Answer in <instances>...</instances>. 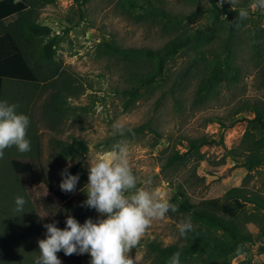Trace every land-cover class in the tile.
<instances>
[{
	"label": "rangeland",
	"instance_id": "rangeland-1",
	"mask_svg": "<svg viewBox=\"0 0 264 264\" xmlns=\"http://www.w3.org/2000/svg\"><path fill=\"white\" fill-rule=\"evenodd\" d=\"M129 1L86 0L78 5L75 0H54L46 5L30 4L37 20L61 35L56 56L60 73L49 81L28 76L17 57L0 60V75L7 76L1 101L16 104L17 111L28 115L31 121L27 133L31 151L20 153L12 147L0 159V169L7 168V175H11L7 179L0 177V264L23 263L20 258L7 259V245L16 242L7 239V228L11 230L7 226L10 221L7 191L9 180L16 178L10 165L12 156L32 155L39 160L44 182L31 189L25 185V194L31 191L32 198L24 197L36 207L37 224L30 230L40 239L49 219L40 205L42 196L52 195L59 206L72 199L69 210L64 206L63 213L65 219L68 215L76 218L85 208L81 205L87 199L83 189L88 183L89 161L104 155L120 141L129 146L130 166L138 177V187H145L144 181L151 178L152 184L146 186L148 190L168 201L178 192L180 184L185 196L193 202L222 198L229 189L238 186L264 193V137L259 124L252 120L254 114L246 113L247 119L232 126L212 120L222 117L229 125L233 111L246 99L264 98L260 72L264 63V11L249 9L248 18L239 21L236 28L232 21L248 0H237L236 11L227 2L213 11L214 6L208 0H152L154 5L173 13L198 12L195 18H186L174 26L141 9L137 1L142 0ZM186 37L193 40L170 58L163 74L148 86L140 83L136 73L152 74L157 68L156 58L125 57L110 48L112 43L122 47L159 48ZM214 52L223 60L220 74L228 75L230 80L218 84L216 94H207L204 100L196 99L198 84ZM226 59L233 67L231 77L224 64ZM62 80L66 81L65 86ZM172 88L178 99L171 93ZM116 122L131 131L124 136L114 134ZM143 124H149L150 128L138 130ZM204 134L217 142L167 164L177 151H186L189 137ZM79 140L85 149L64 156V146ZM87 145L93 151L89 152ZM249 161L257 162L249 167ZM69 163L71 167L80 163L74 193H65L59 187L63 179L60 173ZM257 212L249 206L240 216L241 221H248L247 228L255 234L257 217L264 220V211L259 215ZM89 213L93 221L106 218L94 209H89ZM188 217L177 211L154 220L130 256L136 258L137 264H155L149 244L183 242L177 224ZM87 219L77 218L81 224ZM21 227L26 230L25 224L21 223L18 228ZM22 240L16 244H24ZM57 255L62 264L77 260L90 264L91 260L89 254H83L80 259ZM246 257L251 258V264L264 263V237H255L244 244L231 264H240Z\"/></svg>",
	"mask_w": 264,
	"mask_h": 264
},
{
	"label": "trees",
	"instance_id": "trees-1",
	"mask_svg": "<svg viewBox=\"0 0 264 264\" xmlns=\"http://www.w3.org/2000/svg\"><path fill=\"white\" fill-rule=\"evenodd\" d=\"M85 1L75 0L78 5ZM53 2L54 0H0V60L10 56L17 57L22 67L26 69L28 76L31 75L41 81H49L60 73V64H58L56 56L61 35L50 25L40 23L36 16L33 15L32 8L29 5L37 3L46 5ZM128 2L130 1L128 0ZM208 2L211 6H214L213 11L218 9V0H208ZM251 3L252 0H248L242 6H249ZM137 5H140L141 9L153 16L164 18L167 23L174 26L181 24L186 18L191 20L198 14V12L190 15L173 13L163 7L154 5L152 0L137 1ZM226 10L222 11L227 13ZM7 20L9 21L8 24ZM192 40L190 37L178 41L172 40L159 48L122 47L112 43L110 48L115 53L125 57L156 58L157 68L152 74L136 73L140 83L148 86L163 74L170 58L180 48L186 47ZM201 53L203 57L207 56L206 52L202 51ZM212 55L213 58L207 65V72L198 84L196 99H203L207 94H216L218 92L217 85L224 79H228V75L222 76L220 74L219 65L223 60L218 53L214 52ZM224 64L227 67V74H231L230 77L233 76V67L229 60L226 59ZM260 72L264 86V63ZM4 81L5 78L0 76V101L2 100ZM62 83L64 86L66 85L65 80H62ZM170 90L175 96V90L173 88ZM57 95L56 97H58ZM175 99L178 98L175 96ZM246 113L254 114L252 120L259 124L264 137L263 97L246 99L240 106H237L232 113L234 118H232L229 125L224 123L222 117H213L212 120H217L224 126H232L240 120L247 119ZM146 128H150V125L143 124L137 129L144 130ZM215 142H217L216 139L209 134L189 137L187 143H185L186 151L182 153L177 151L175 155L169 157L167 164H174L175 160L182 159L189 152L197 151L200 147ZM84 149L85 146L82 141H74L64 146L63 155L74 154ZM256 162L249 161L247 165L250 167L251 164ZM10 165L16 178L12 177L9 180L10 186L7 191V211L10 212V221L7 226H11V230L7 228V239L11 238L16 242L15 244L7 245V259L13 258L17 260L20 258L21 263L23 262L22 264H35V260L39 256L38 241L40 236L38 234L36 236L35 231L33 229L30 230V227L37 224V220L35 221L37 210L24 196L32 198L31 191L25 194V185L31 189L33 186H40L44 182L41 166L38 158L32 155L12 156ZM0 170V177H4V179L10 178L11 175H7V168L3 170L1 168ZM68 171L70 174L75 175L80 171V163L74 164L71 168H68ZM84 178L82 176V179ZM17 196H21L26 200L22 213H17L13 207ZM71 202L72 199H69L63 206H59L52 195L42 196L40 205L49 218L46 224L55 223L57 227L65 228L66 219L63 207L65 206L69 210ZM170 202L178 206V211L192 218L194 231L183 237V242H173L166 245L156 241L151 242L149 246L154 253L155 264H169L170 257L178 251L181 253L180 264H231L232 258L241 253L244 244L254 240L255 237H264V220L260 216L256 219V222L258 221V232L256 234L247 228L246 223L248 221L240 220V216L247 211L249 206L258 210V215L261 213L260 211H264V193L262 191L238 186L229 189L222 198L217 197L193 202L185 196L184 187L180 184L178 192L170 199ZM85 208H83L76 219L85 220L90 217V208ZM21 223L25 224L26 230H23L22 227L18 228ZM46 231L47 229L45 228L42 233V239L46 238ZM20 239H23L24 244H16ZM58 254L67 259H80L82 257V255L76 254L66 256L63 251ZM14 263L16 264L17 262L14 261ZM73 264L83 263L77 260ZM241 264H251V258H244Z\"/></svg>",
	"mask_w": 264,
	"mask_h": 264
},
{
	"label": "clouds",
	"instance_id": "clouds-1",
	"mask_svg": "<svg viewBox=\"0 0 264 264\" xmlns=\"http://www.w3.org/2000/svg\"><path fill=\"white\" fill-rule=\"evenodd\" d=\"M227 2L236 11L237 0H218V7ZM249 9L264 11V0H252L248 8H240L233 26L239 28V21L249 16ZM16 104L0 101V159L5 150L15 147L18 152L31 151L27 133L30 126L28 115L19 113ZM114 134L124 136L131 129L121 122L113 124ZM88 151H93L87 145ZM88 183L83 189L87 199L82 207L94 209L101 218L93 221L88 218L81 224L74 216L68 215L66 227L61 229L55 223L45 224L46 238L38 241L39 256L35 264H62L57 253L66 256L89 254L90 264H137L130 253L140 246L142 238L150 230L154 220L166 217L169 212H177L178 206L163 199L159 193L146 186L151 178L144 181L145 187H138V177L133 172L129 160V146L120 141L112 145L104 155L89 161ZM68 167H71L69 163ZM68 167L62 170L59 187L65 193H74L79 175H72ZM26 200L17 196L15 211L22 213ZM180 236L186 237L194 231L190 216L177 224ZM178 251L169 264H180Z\"/></svg>",
	"mask_w": 264,
	"mask_h": 264
},
{
	"label": "crops",
	"instance_id": "crops-1",
	"mask_svg": "<svg viewBox=\"0 0 264 264\" xmlns=\"http://www.w3.org/2000/svg\"><path fill=\"white\" fill-rule=\"evenodd\" d=\"M5 59V58H4ZM3 60V59H2ZM0 76H3V75H0ZM5 78V81H4V85L6 84L7 82V76H3Z\"/></svg>",
	"mask_w": 264,
	"mask_h": 264
},
{
	"label": "built area",
	"instance_id": "built-area-1",
	"mask_svg": "<svg viewBox=\"0 0 264 264\" xmlns=\"http://www.w3.org/2000/svg\"><path fill=\"white\" fill-rule=\"evenodd\" d=\"M241 264V263H240Z\"/></svg>",
	"mask_w": 264,
	"mask_h": 264
}]
</instances>
